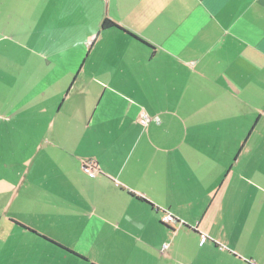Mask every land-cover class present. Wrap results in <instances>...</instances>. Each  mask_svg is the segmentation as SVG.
<instances>
[{"label": "crops", "instance_id": "obj_1", "mask_svg": "<svg viewBox=\"0 0 264 264\" xmlns=\"http://www.w3.org/2000/svg\"><path fill=\"white\" fill-rule=\"evenodd\" d=\"M0 264H264V0H0Z\"/></svg>", "mask_w": 264, "mask_h": 264}, {"label": "built area", "instance_id": "obj_2", "mask_svg": "<svg viewBox=\"0 0 264 264\" xmlns=\"http://www.w3.org/2000/svg\"><path fill=\"white\" fill-rule=\"evenodd\" d=\"M139 122L142 123L143 125L147 126L150 120V117L145 113V111L141 110L140 115H139ZM85 170L87 171L89 176H94L95 170L92 167L91 163L88 162L86 163ZM176 219L169 213H164L161 217V221L165 224L168 223H173ZM166 244L163 245L165 247Z\"/></svg>", "mask_w": 264, "mask_h": 264}, {"label": "trees", "instance_id": "obj_3", "mask_svg": "<svg viewBox=\"0 0 264 264\" xmlns=\"http://www.w3.org/2000/svg\"><path fill=\"white\" fill-rule=\"evenodd\" d=\"M115 25V23H113L111 20L109 19H106L104 22H103V28L104 27H110V26H113Z\"/></svg>", "mask_w": 264, "mask_h": 264}]
</instances>
